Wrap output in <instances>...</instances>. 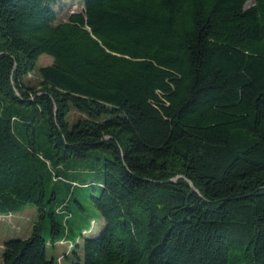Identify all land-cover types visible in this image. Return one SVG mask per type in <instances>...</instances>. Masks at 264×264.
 Returning a JSON list of instances; mask_svg holds the SVG:
<instances>
[{
    "label": "trees",
    "instance_id": "16d2710c",
    "mask_svg": "<svg viewBox=\"0 0 264 264\" xmlns=\"http://www.w3.org/2000/svg\"><path fill=\"white\" fill-rule=\"evenodd\" d=\"M82 3L0 0V214L49 223L2 264H58L61 168L92 152L104 225L62 264H264V0Z\"/></svg>",
    "mask_w": 264,
    "mask_h": 264
},
{
    "label": "rangeland",
    "instance_id": "374dc122",
    "mask_svg": "<svg viewBox=\"0 0 264 264\" xmlns=\"http://www.w3.org/2000/svg\"><path fill=\"white\" fill-rule=\"evenodd\" d=\"M55 1L57 2L55 11L58 21H65L70 13L83 11V0ZM250 5H252V1L247 2L245 7ZM52 62L51 57L47 55L40 56L35 63V71L30 74L29 79L35 83L38 82L36 70L40 67L49 66ZM76 116L77 113L71 111L69 121L71 122ZM98 157L99 152H92L90 158L73 161L67 167L62 166L61 168L62 175H66V178L70 180L75 179L77 186L72 191L71 199L66 207V215H63L67 217L66 223L63 224L61 216L57 215L56 217L57 222L62 225L58 238L66 244H59L55 251L47 247L48 258H56L58 264H62V259L68 254L69 244L76 245L80 236H96L104 225L100 214L94 208L90 199V196L96 194L99 188L94 187L95 191H93L90 187L81 185L85 181L87 183L96 182V184L100 182L99 168L102 162L101 160L97 161ZM60 184L62 185V182ZM62 196L64 197L62 193H59V198H62ZM74 201L79 204L80 208L75 205ZM35 226L38 227L44 238L49 237L48 217L41 219L32 205H26L21 211L12 213L10 216L0 214V244L12 239H27ZM83 232L87 234L83 235ZM1 253L2 250H0V264H2Z\"/></svg>",
    "mask_w": 264,
    "mask_h": 264
},
{
    "label": "crops",
    "instance_id": "0c3cea01",
    "mask_svg": "<svg viewBox=\"0 0 264 264\" xmlns=\"http://www.w3.org/2000/svg\"><path fill=\"white\" fill-rule=\"evenodd\" d=\"M4 244V243H3ZM3 244H0V250H2L3 249ZM1 255H2V253H1Z\"/></svg>",
    "mask_w": 264,
    "mask_h": 264
},
{
    "label": "water",
    "instance_id": "95a60500",
    "mask_svg": "<svg viewBox=\"0 0 264 264\" xmlns=\"http://www.w3.org/2000/svg\"><path fill=\"white\" fill-rule=\"evenodd\" d=\"M192 187V186H191ZM193 188V187H192Z\"/></svg>",
    "mask_w": 264,
    "mask_h": 264
}]
</instances>
